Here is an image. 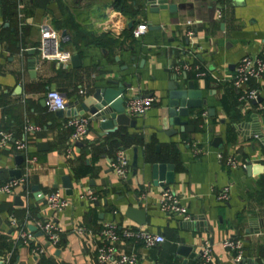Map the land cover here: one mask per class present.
I'll return each instance as SVG.
<instances>
[{"label": "crops", "instance_id": "1", "mask_svg": "<svg viewBox=\"0 0 264 264\" xmlns=\"http://www.w3.org/2000/svg\"><path fill=\"white\" fill-rule=\"evenodd\" d=\"M118 1L0 0V129L12 135L0 147V183L20 171L22 159L13 150V140L23 137L24 121L40 127L26 138V153L36 158L27 184L9 194L0 193V264H94L95 232L105 221L164 237L149 249L119 243L118 251L139 254L135 264H201L199 251L204 242L210 244L211 264H236L233 252L222 246L228 237L242 240L240 264H264V227L255 221L264 219V174L257 173L258 167H264V147L234 129L253 118L264 128V77L249 83L258 101L238 100L245 87L234 89L227 80L242 55L264 52V0H167L174 7L157 11L150 10L145 0H120L123 11H118L114 8ZM218 6L221 15L216 18ZM185 20L192 21L195 34L191 40L183 36ZM139 22L147 29L134 39L130 30ZM40 27L55 30L60 47L76 55L77 61L61 68L40 59L36 51ZM179 56L205 72L200 78L186 73L204 104L181 118L187 121L182 133L167 135L159 119L168 70ZM112 81L129 83L126 95L151 94L156 101L142 116L130 117L134 127L122 125L111 132L101 131L98 122L78 111L88 118L86 132L73 155L64 157L66 114L78 110L76 101L93 87L114 88ZM185 81L179 79L182 85ZM47 89L58 91L65 100L61 115L45 107ZM202 111L205 116L197 115ZM215 137L221 139L218 148L213 146ZM192 142L201 147L200 154L193 155ZM120 147L128 157L124 180L108 165ZM217 151L249 160L251 169H227L217 161ZM153 163L172 166L170 183L152 182ZM63 176L71 183L70 195L61 187ZM33 187L41 194L57 189L69 205L54 212L45 206L43 197L33 195ZM165 187L188 215L203 216L212 232L179 225V217L161 212L156 201ZM222 187L228 189L224 202L215 198ZM136 194L140 205L135 204ZM126 206L145 211L143 225L124 216ZM10 216L16 220V229H33L44 248L42 256L14 244L16 229L9 223ZM248 219L255 220L249 223ZM47 220L61 229L56 246L48 244L35 228L36 222ZM76 226L84 227L85 235H76ZM179 245L192 247L195 256L176 255Z\"/></svg>", "mask_w": 264, "mask_h": 264}, {"label": "built area", "instance_id": "2", "mask_svg": "<svg viewBox=\"0 0 264 264\" xmlns=\"http://www.w3.org/2000/svg\"><path fill=\"white\" fill-rule=\"evenodd\" d=\"M214 15L219 18L221 15L220 7L214 10ZM21 24V21L19 22ZM186 28L183 36L191 40L194 37V30L191 20H185ZM147 26L145 23H136L130 30V35L134 39H138L145 33ZM37 55L40 59L53 61L61 68L69 65L71 53L69 50L63 49L59 45L58 33L49 27H40L39 42L36 47ZM172 71L179 75L182 72L191 73L195 78L205 75V72L197 64H190L182 59V56L176 57L172 66ZM264 77V52L261 54H244L234 64L233 73L227 79L230 86L234 89L245 87L242 93H239L238 100L256 101L257 91L255 88L249 87V83L257 81ZM129 94V93H128ZM156 99L151 94L146 95H126L123 100V112L128 117L142 116L154 103ZM45 107L52 112L64 110L66 102L62 95L52 89H47L44 93ZM206 112L202 111L199 116H205ZM196 117V116H192ZM88 125V118L83 115L68 116L63 122V128L67 130V138L64 149V157L69 158L74 153L75 143L79 142L85 135ZM40 130L38 125L32 124L25 120L23 123V137L13 140V150L15 154L20 155L22 165L19 175L16 178H9L0 183V193L9 194L12 190L20 185H26L28 175L36 161L35 156L26 153V138L36 131ZM12 140L10 131L0 129V147ZM193 155L202 152L201 147L196 142L190 143ZM216 159L229 170L244 169L249 160H239L233 154H222L221 151L216 152ZM258 160H262L260 157ZM109 168L119 180H124L128 172V157L123 148H118L109 161ZM36 196L43 197L45 206L54 211H60L69 205V201L64 198L59 190L53 189L44 194L40 192ZM143 196V194L141 195ZM94 199V196H89ZM217 201L224 202L228 199L227 187H222L215 192ZM156 204L158 209L166 214L179 217L180 220H188L189 215L186 210L178 202L177 196L168 188H163L157 198ZM10 225L16 229V220L9 217ZM36 230L41 233L48 244L56 246L60 240L61 229L53 221L35 223ZM73 231L78 236H83L86 230L82 226H76ZM97 243L94 252V264H135L139 260V254L136 251L121 252L116 246L122 242H130L138 245L142 249H149L164 241V237L160 234L148 232L139 228L121 227L114 221H105L101 223L95 232ZM14 244L26 246L29 253L33 256H42L44 248L37 243L34 231L26 229H16ZM222 246L233 252L235 262L239 261L242 256V240L237 237H228L222 241ZM212 255L210 244L204 242L200 248L201 264H211Z\"/></svg>", "mask_w": 264, "mask_h": 264}, {"label": "water", "instance_id": "3", "mask_svg": "<svg viewBox=\"0 0 264 264\" xmlns=\"http://www.w3.org/2000/svg\"><path fill=\"white\" fill-rule=\"evenodd\" d=\"M145 3L149 6L150 10L157 11L158 9H172L174 5L168 4L167 0H145ZM132 23L128 24V27H131ZM70 61L72 64L77 61V56L72 55L70 57ZM168 72H170L169 80L166 84V97L165 104L161 111L159 123L162 128L166 132L167 135L175 134L177 131L182 133L184 131L185 126L187 125V121L181 118H186L189 114L190 110H198L204 104L202 100H200V91L193 88V83L190 80H186V73L182 72L177 75L172 71L170 67ZM179 79L185 81V84H180ZM115 85L112 87H93L92 90L84 95L78 103V110H71L70 113L66 114L67 116H76L77 112L81 111L83 113H87L90 116V121L98 122V127L101 131L111 132L114 131V128L118 126H129L134 127V119L128 117L123 112V100L126 96L127 91L130 89L129 83H116L111 82ZM258 101V99H256ZM63 110H58L57 115H61ZM168 126H177L176 130H168ZM189 132H193L194 128L189 126ZM237 134L240 136L243 135V138L250 139L254 138L258 143H260L264 147V128L259 125V123L254 120L250 123L239 122L234 126ZM221 139L215 137L213 146L218 148L220 146ZM75 146H80L79 142L75 143ZM18 159H21V156H17ZM246 169L250 170L251 166H246ZM172 166L170 164L165 163H153L150 166V178L152 182H165L170 183L172 181ZM257 173L264 174V167H258ZM19 175V171L15 170L13 173V177L16 178ZM77 183V181H76ZM61 187L64 189L65 194H71V183L67 176L61 177ZM33 195L36 196L38 192L36 187L32 188ZM138 195H135L136 205H140V200L138 199ZM188 214V212H186ZM144 214L145 211L142 208H136L132 206H126L124 209V216L130 220H132L136 225L141 226L144 224ZM255 219H248L247 222H254ZM256 223L260 226L264 227V219H256ZM179 225H187L192 226L194 230H201L204 232H212V228L207 225L204 221L203 216L195 215L190 216L189 219L182 222H179ZM253 233L258 232V229H250ZM33 231V229H30ZM210 242V240H209ZM176 255H180L183 257L195 256L194 249L189 246L179 245L175 250ZM200 257V251H199ZM241 259L236 262V264H240Z\"/></svg>", "mask_w": 264, "mask_h": 264}, {"label": "trees", "instance_id": "4", "mask_svg": "<svg viewBox=\"0 0 264 264\" xmlns=\"http://www.w3.org/2000/svg\"><path fill=\"white\" fill-rule=\"evenodd\" d=\"M115 5H114V8L116 9V10H118V11H123V8H122V3H121V1L119 0L117 3H114ZM131 36V35H130ZM200 113L198 112L197 113V115H199ZM3 130H6V129H3ZM116 140V139H115ZM114 140V141H115ZM116 142H118V144H120L121 142L120 141H116ZM121 148V147H120Z\"/></svg>", "mask_w": 264, "mask_h": 264}]
</instances>
